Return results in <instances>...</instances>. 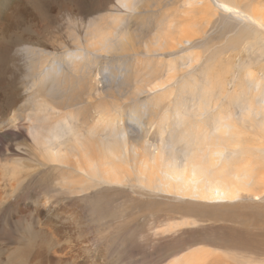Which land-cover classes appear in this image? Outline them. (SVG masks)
Returning <instances> with one entry per match:
<instances>
[{
	"label": "rangeland",
	"instance_id": "rangeland-1",
	"mask_svg": "<svg viewBox=\"0 0 264 264\" xmlns=\"http://www.w3.org/2000/svg\"><path fill=\"white\" fill-rule=\"evenodd\" d=\"M44 1L51 17L49 26L32 14L14 31L20 45L13 52V67L21 69L23 96L6 120L0 117V123L4 122L0 132V264H202L200 253H205L201 260L205 264H264V131L258 128L260 120L254 123L257 131L248 146L238 149L252 151L257 178L249 194L257 199L211 202L169 195L150 187L157 172L147 167V175L139 172L149 152L158 156L171 152L173 132L184 117L193 124L211 125L226 100L216 90L209 96L214 104L205 111L211 116L195 117L186 103L184 90L189 88L182 87L185 83L196 82L204 88L206 77L223 63L229 93H234L235 81L250 70L264 84V29L221 11L215 0ZM227 3L247 13H264V0ZM17 9L18 5L13 9L15 21L20 20ZM32 28L41 33L48 30L45 44L38 49L55 53L54 61L65 72L59 76L67 80V91L53 77L48 88H60L61 99L78 86L89 85L92 94L84 96L82 104L70 108L65 98L63 110L53 111L46 103L38 112L41 98L29 99L37 87L27 77L29 61L21 48L31 46L22 34ZM101 34L107 38L103 40ZM248 36L249 40L244 39ZM49 39L54 43L49 45ZM69 52L81 55L83 71L68 66ZM83 106L88 108L86 121L74 114ZM20 111L29 119H17ZM36 113L45 118V130H37L34 139L31 128L38 125ZM177 113L180 119L175 118ZM132 115L142 123L132 121ZM57 118H61V143L68 140L60 149L62 158L67 156L65 148L82 138L97 139V134L108 131L107 125L126 133L128 158L111 161L109 168L117 173L113 183L89 186L92 178L85 158L69 155L70 166L64 165L52 155L55 148L38 145L37 140L48 135L47 129L54 127Z\"/></svg>",
	"mask_w": 264,
	"mask_h": 264
},
{
	"label": "bare ground",
	"instance_id": "bare-ground-1",
	"mask_svg": "<svg viewBox=\"0 0 264 264\" xmlns=\"http://www.w3.org/2000/svg\"><path fill=\"white\" fill-rule=\"evenodd\" d=\"M44 2V0L33 1V7L30 0H0V117L2 119L8 118L23 96V87L19 80L21 69L15 70L17 67H13V52L20 45L14 40V31L16 27L24 22V19L32 17V14L36 16L37 21L43 22L42 20L44 19L46 27H48L51 17L46 13ZM227 2H231V0H215V6L223 12L233 14L241 20L243 19L247 24L257 29H264V19H259L264 13H247L246 11L232 7ZM17 5L19 7L17 9L19 21H15L16 14L13 15V9ZM26 9H29V11H26ZM33 29L27 30L22 34L24 41L31 43V46L25 45L21 48V51L27 54V60L29 61L26 67L27 77L32 79L33 85L37 87L36 92L29 95V99L36 100L39 97L41 98L39 100L41 104L38 103V112L42 111L46 103L52 105L53 111L61 110L65 106V98L67 105L71 106L70 108H72V104L73 106L82 104L84 96L92 94L91 88L88 85L90 88L88 90L87 85L81 83L82 85L78 86V88L64 94L61 99L59 98L61 95L60 88L68 90L67 80L59 76L65 72L61 69L60 64L54 61L53 56L55 53L38 49V46L42 47L45 44L48 30L45 28L44 33H41L40 30L33 31ZM19 30L22 31V29ZM261 36L262 40H264V34ZM101 37L104 38L103 40L107 38L106 35L102 34ZM239 39L238 37L236 42ZM244 39L249 40V36ZM48 43L51 45L54 41H50L49 39ZM55 43L56 45L58 44L57 42ZM69 53L71 56L68 66L70 68L72 66L71 69L74 71L82 70V62H79V60H82L81 55ZM76 62H79V64H76ZM225 66L227 65L220 64L219 68L215 70L214 75L210 78L206 77L208 79L206 83L208 82V84L204 88L198 87L199 84L196 82L185 83L182 86L189 88L188 90H184L186 99H188L186 103L191 104L188 106L192 108L190 110H193L195 117L211 116L210 113L205 111L208 109V106L214 104V100L210 99L209 96H213L216 90H220L221 96L226 98V100L224 99L225 101L222 103L220 110L217 108L218 113L213 117L211 125H207L206 123L193 124L187 121L188 117L187 119L184 117V120H181L179 130L173 132L175 137L171 152L160 153V156L153 153L150 154L149 152V159L143 162V170H139V172L142 176L147 175V168L153 172H157V175L154 173V178L150 180V187L160 189L169 195L211 202L236 201L245 197L257 199L255 194H249L257 178L253 167L252 151H248L249 147H247L248 149L245 147L240 151L238 149L248 146L250 136L257 131V127L254 126L256 120H260L258 128L264 131V84L258 81L253 71L250 70L242 80L235 81L234 93L231 94L227 86L226 78L228 73ZM68 73L66 74L68 75ZM77 73H74V76ZM68 76L71 80H76L71 75ZM50 77L55 79L53 81L60 87L59 91L54 89L55 87L53 88L54 91L52 88H48V84L52 82ZM76 78L78 79V77ZM83 83L86 82L84 81ZM249 84H251L250 87ZM253 89H258L257 93H254ZM55 91L59 92V94ZM87 109V107L83 106V109L75 111L74 114L82 116V119L86 121L87 113L85 110ZM15 116L19 120L24 118L22 111ZM38 116L39 114L36 113L34 117L38 125L30 127L34 139H37L35 137L37 136V130H45L43 125L45 118ZM175 118H181L179 113L175 115ZM28 119L24 118V120ZM131 120L138 124L142 123V120L137 115H132ZM60 121L61 118H57L54 127L47 129L48 132H46L47 130L45 131L48 135H43L41 140H37L38 145L45 149H48V145L51 148H55L56 152L52 155H57V162H62L64 165L68 164L70 166L67 162L69 155L77 154L85 158L87 171L92 178L89 186H92L93 183H113L117 173L113 168H109L111 161L121 160L122 158L127 160L128 158L130 141L127 142L126 133L119 132L113 125H107L105 128L108 131L97 134V139L82 138V140L75 141L77 145L73 143L68 149L65 148L67 156L62 158L60 149L68 143V140L66 143L64 142L65 144L61 143L63 137L59 128ZM3 123H0V132L2 129L4 130ZM176 133L179 134L177 135ZM2 140L0 138V142ZM135 142H138V140ZM79 145L82 147H78ZM131 145L138 152L139 149L134 145V142ZM163 155L166 157L163 158ZM243 155L245 156L244 159H238ZM161 160H164V163H161ZM122 171L127 173L125 169H122ZM94 178L96 180L98 178L100 181H93ZM116 182L120 183V181ZM202 255L200 253L199 262L205 264L206 262L201 261Z\"/></svg>",
	"mask_w": 264,
	"mask_h": 264
}]
</instances>
